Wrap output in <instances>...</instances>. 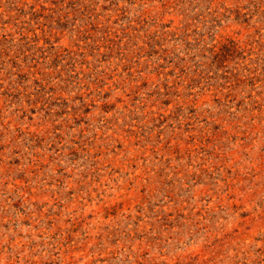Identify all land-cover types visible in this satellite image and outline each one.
I'll use <instances>...</instances> for the list:
<instances>
[{
    "label": "rangeland",
    "instance_id": "obj_1",
    "mask_svg": "<svg viewBox=\"0 0 264 264\" xmlns=\"http://www.w3.org/2000/svg\"><path fill=\"white\" fill-rule=\"evenodd\" d=\"M0 264H264V0H0Z\"/></svg>",
    "mask_w": 264,
    "mask_h": 264
}]
</instances>
